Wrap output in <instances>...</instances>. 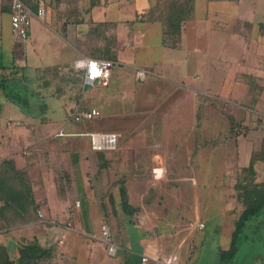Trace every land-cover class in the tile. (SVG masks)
<instances>
[{
    "label": "rangeland",
    "instance_id": "rangeland-1",
    "mask_svg": "<svg viewBox=\"0 0 264 264\" xmlns=\"http://www.w3.org/2000/svg\"><path fill=\"white\" fill-rule=\"evenodd\" d=\"M6 2L9 1L0 0L2 41L7 40V43H12L14 40L16 47H21V45L22 47L39 48L62 47L61 45L66 47V44L58 37L61 34L62 27L59 26L61 23L57 27L56 23L50 22L49 28L43 24L46 21L49 22L47 0L45 22H41L37 30L33 28L29 39L22 44L14 36L9 25L10 13ZM208 12L206 18L201 17L186 23L182 31L180 47L177 48L161 45V34L157 26H150L146 31L130 33L127 45L124 46L122 54L118 56V65L112 68L114 78L112 87H117L118 90L121 86H132L128 83L130 71L121 64H138L150 71L152 76L156 74V78L148 79L141 92L143 96L137 104L142 110L135 111L132 117L139 118L136 122L140 121V126H145V134L150 135L147 137L149 142L164 141L159 138L168 141L172 151L166 155L170 158L166 161L165 168L169 162L171 167L174 165V160L181 158L177 171L187 172L178 176L176 178L178 182L169 186V196L160 195V207L163 204H170V208L161 215L165 221L163 230L156 227L154 231L156 235L164 233L163 231L168 233L170 230L172 235L177 233L169 248L172 249L175 245L182 246L178 251V256H183L184 261L177 260L178 264H218L217 249L219 246L228 245L233 220L241 208L236 198L237 172L239 171L236 165H241L245 159L243 155L248 153L253 145L257 146L259 140L261 141V131H249L250 126L252 127L255 122L264 123V115L261 111L264 110V103H259L255 95L258 85L248 77L252 66L262 65L260 62L264 61V44L256 41L258 33L264 34V0H209ZM34 17L31 14L33 27L36 21ZM243 19H249L257 26L247 27L243 24ZM234 23L240 28L238 26L234 28ZM57 29L58 33H56ZM63 40L68 44L67 41L70 38L67 41ZM7 61H9L8 55H5L3 62ZM3 70L9 72L12 69L8 67ZM68 71L78 76V80L83 78L81 73L73 68V61L57 64L54 67L40 68L39 72L27 71L19 67L10 75L6 89L0 88V140L6 139L5 146L9 145L8 138L11 141V146L9 145L8 148H20L28 142L27 136L31 133L30 131L40 125V121L36 120L39 115L35 116L34 113L48 116L46 122L41 123L48 132L64 123L62 100L57 95L51 94V90L57 91L56 87L57 85L60 87V83L56 77L66 75ZM41 73H43L41 80L45 79L50 82V79H53L59 83H54L52 86L49 84L40 91V97H47L50 100L49 103L54 105L51 110L44 106L38 110L34 107L38 101L40 102L36 100L35 94L41 86L37 84L40 82L38 75ZM158 74L162 76L159 77ZM245 78L248 83H245ZM184 86H188V91L184 90ZM68 88L72 90L69 85ZM200 89L208 94L204 95V92L199 91ZM192 90L197 92L193 93ZM73 93L76 97L77 89ZM214 95H219V98ZM133 102L136 100L134 99ZM166 104L171 105L165 106ZM167 109L169 111H163ZM230 116H233L237 123L233 130ZM162 119L164 124L160 125ZM115 120L119 129L122 130L119 144H122L125 138L129 140L136 134L135 121L128 131L126 115H117ZM70 123L71 127L74 124L78 128L96 129L95 120L79 118ZM114 129L117 131L116 128ZM154 132L158 135L154 134L153 137ZM207 143L210 145L206 146ZM235 147L239 150L237 159L234 158ZM156 149L153 147L146 148V151L145 149L139 151L140 148H137L133 154V148H129L127 156L140 157L142 169L138 163L137 170L130 173L128 179L136 180L133 176L137 174L145 179L149 186L164 182L161 189H166L165 184L169 181L170 175L164 173L161 178L154 179L151 175L152 164L146 165L147 154L152 155L157 151ZM1 152L0 141V154ZM262 166L258 168L259 172L263 171ZM73 167L77 185L75 191L82 203V206L78 208L80 220L79 223L76 222L77 229L82 232L83 236L97 233L100 238L99 218L109 203L104 202L102 206L98 199L99 194L96 197L93 189H86L90 180L83 170L80 171L81 166L74 163ZM0 169H2L1 166ZM7 173L10 175V172ZM121 178L124 179L123 174ZM11 179H8V182ZM15 183L17 184V181ZM50 183L54 182L50 181ZM123 188L125 194L128 195L130 188L124 185ZM149 191L153 193L154 188H149ZM132 194L134 196V192ZM7 205H4L0 199L2 209ZM52 208L55 209L54 206ZM7 211H0L1 229L8 227V216L4 217L8 215L5 214ZM142 216L139 217L140 222L143 221ZM111 218L116 224L118 217L112 215ZM197 220L204 225L202 227L195 225ZM125 221L124 217L118 226L123 235L122 238L128 237L125 233L126 227L130 229V232L133 228L131 222L127 226ZM108 224L111 225L109 220ZM171 224L174 226L170 229ZM94 241L98 242L96 239ZM123 242L126 243L125 240ZM95 247H97L95 250L99 256L105 255V251L100 250L97 243ZM127 264H135V261L130 259ZM228 264H264V207L244 226L238 250Z\"/></svg>",
    "mask_w": 264,
    "mask_h": 264
},
{
    "label": "crops",
    "instance_id": "crops-1",
    "mask_svg": "<svg viewBox=\"0 0 264 264\" xmlns=\"http://www.w3.org/2000/svg\"><path fill=\"white\" fill-rule=\"evenodd\" d=\"M154 1L155 0H47L49 22L47 23L46 21V23L43 24L49 28L50 22L56 23L57 27L58 24L61 23L59 24V26L62 27L60 29L61 34H59L58 37L66 44V47L63 45H61L62 47L40 48L22 47L23 45H21V47H16L13 42V36L12 43H7V40L2 41L3 38L0 33V54L2 60L5 59V55H8L9 61L4 63L7 67L14 64L27 71L39 72L40 68L54 67L57 64H64L67 61L72 62L81 54L91 56V52L100 53L103 51L105 54L111 55V57L107 56L104 58L113 59L115 61L114 65H116L118 56L122 54L124 46L127 45V38L130 33L134 31H146L150 26L159 27L161 34L160 43L161 45H168L163 42L161 23L159 21L146 19V12ZM208 1L209 0H195L194 16L182 24L180 39L187 22H192L197 18L207 17L209 13ZM5 4L9 7V2ZM34 18L36 19L34 23L35 27L31 25L28 38L23 42L29 39L33 28L37 30L39 24L45 22L44 17L39 18L35 16ZM237 26L240 28L238 24L234 23V28ZM253 26L256 27L257 24L254 23ZM56 33H58V29ZM256 37L258 43L264 44V34L258 33ZM62 38L66 41L70 38V40L67 41L68 44ZM180 39L176 45L169 46H171V48L180 47ZM23 42H20V44ZM102 43L104 47H99ZM91 45L96 47H91ZM118 63L121 64L120 62ZM260 63H262V65L255 64L252 66L253 68L249 71L248 77L254 80V83L258 85L256 88L257 93L255 94L258 102L264 103V61ZM121 65L130 71L128 73L129 76H127L129 78L128 83L132 86H121L119 90L117 87H112L114 81L112 72L105 83L100 81H84L83 78L78 80V76L72 74L70 71L66 72V75H59V77L56 78H58L57 80L60 83V87L57 85V91L51 90V94L57 95V97L62 100L65 117L64 123L48 132L46 127L43 126L44 124H41L46 122V117L48 116H40V113H34L35 116L39 115V118H36V120L38 119L40 121V125L30 131L31 133L27 136L29 140L26 144L20 148H8L11 143L9 138L7 139V143H9L7 146H5L6 139L0 140L2 149L0 154V166L2 167L4 159L11 158L17 169L25 171L26 176H28L32 198L36 204L34 208L32 205L26 203L25 205L10 203L6 207L8 209L5 207L2 209L0 206V211L5 212L8 210L7 213H5L8 215L4 217L8 216L9 221L8 227L4 229L0 228V250H3L13 262L19 259L20 253L24 251L27 245L37 243L42 246H53L51 256L49 259L45 260V264H127L130 259H133L135 264H141L143 253L154 256L158 252L167 250L170 243L172 244L174 242L173 237L177 233L172 235L170 230L168 233L163 231L164 233H158V235H156L157 233L154 232L156 227L157 229L163 230L165 221L163 219L164 217L162 218L161 215L170 208V204H163V206L160 207L159 198L161 194L169 196V186L172 183L178 182L176 178L187 172L177 171L178 162H181L180 158L174 160V165L171 167L169 166L170 162L166 164L168 166L166 167L167 171L165 173L168 176L170 175L169 181H167L169 185L167 183L165 184L166 189H161V187L164 186L162 185L164 182L159 185L155 184V186H149V183H146V180L137 174L134 176L132 175L136 180L131 181L128 179V176H130L133 171L137 170L138 163L140 169H142L140 157L132 156L130 158L127 156L129 148H133V154L137 148H140L139 151H141V149H145L146 151V148H153L152 142H149L147 138L150 135L147 136L145 134V126H140V121L136 122L139 118L134 119L132 114L134 115L135 111L138 112L142 110L141 106L137 104L143 96L141 92L147 84L146 82L148 79L155 77L156 74L155 76L151 75L145 81H138L134 77L133 71L136 67L141 66L138 64ZM42 76L43 73L38 75L40 82L37 84L42 87L40 86L37 90V94H35L37 97L36 100H40V102L38 101L34 107L38 110L44 106L51 110L54 105L52 106V104L49 103L50 100H48L47 97H40V91L41 89L43 90L45 86L47 87L49 84L52 86L54 83L58 82L53 79H50V82L45 79L41 80ZM157 76L161 77L162 75L158 74ZM245 83H248L247 78H245ZM68 85L72 90H69ZM76 89L77 96L75 97V93L73 92ZM184 90L188 91V86H184ZM199 91L204 92V95L207 93L201 89ZM214 96L219 98V95ZM134 99L136 102H133ZM167 105L170 106L171 104H166L165 106ZM80 106H85V108L83 107L84 109L95 108L99 111L98 115L86 118L88 120H95L96 129H90L88 127L78 128V126L74 124L72 127L70 126V122L76 120L72 117L73 111L76 107ZM261 111L264 115V110ZM233 114L235 116V113ZM117 115H126L128 117V131L134 125L133 121H135L136 124L134 126L136 134L129 140L126 138L125 140L123 139V143L120 144L117 150H93L90 146L89 136L83 132L103 130L108 127L107 123L114 122L115 128L117 129L116 132L120 136L122 130L119 129V125H117V121L115 120V116ZM142 122H144V120ZM7 125H9V122H7ZM251 130H260L262 133L261 136H264V123L255 122L252 127L250 126L249 131ZM61 132L63 133L61 134ZM236 137H238V135ZM218 143L222 144V142ZM176 144L179 146L177 142ZM209 145L208 143L206 144V146ZM258 145H260V140ZM258 145H253L249 152L243 155V158H245L244 162L236 166L241 167L247 165L253 149H257L259 147ZM235 150L234 158L237 159L239 150L236 147ZM170 151L172 150L169 146L167 153H170ZM147 156L146 165H150L152 159L149 154H147ZM169 158L170 157H167V160ZM74 163H78V165L81 166L80 171L83 170L90 180V184L89 186L87 185L86 189H93L96 197L99 194L98 199H100L102 206L104 202L109 203L108 207L103 209V214L99 218V230L102 224H108V220L111 222L109 227L117 233L120 240V246L114 254H109L106 251L97 233L89 236L85 234L87 236H83L82 232L77 229L78 226L76 222L79 223L80 220L78 208L82 206V203L75 191L77 185L76 177L73 172ZM261 166L263 167V171L259 172L258 168ZM255 170H257V172H255V179H263L264 161H257L255 163ZM121 174H123L124 179L121 178ZM50 181L54 183L51 184ZM15 182V179L12 178L11 184L19 186L18 182L17 184ZM123 185L130 188V190H128V195L125 194ZM151 187L154 188L153 193L149 191ZM132 192H134L135 198ZM87 199H89L88 195ZM52 206H54L56 210L52 208ZM38 211H42L45 217L40 218L38 216ZM112 215L118 217L116 224L112 222ZM51 216L54 218L49 219L48 217ZM140 216H142L141 219L143 220L141 222ZM124 217L127 226L129 222L133 224L131 232L128 227H126V229L129 230L128 232L127 230L125 232V228H123L126 235H128L127 238H122L123 235L118 229ZM173 226L174 225L171 224L170 229ZM132 233L134 234L133 236L131 235ZM162 236L163 240L161 241ZM94 239L98 240V242H95ZM123 240H125L126 243H124ZM95 243L100 246V250L103 249L105 251V255H98L95 250V248H97L95 247ZM176 246L177 245L174 247ZM180 247L182 246H179V250ZM182 258L184 257L178 256L177 260L184 261ZM157 263L158 262L152 258L146 261V264Z\"/></svg>",
    "mask_w": 264,
    "mask_h": 264
},
{
    "label": "trees",
    "instance_id": "trees-1",
    "mask_svg": "<svg viewBox=\"0 0 264 264\" xmlns=\"http://www.w3.org/2000/svg\"><path fill=\"white\" fill-rule=\"evenodd\" d=\"M26 2L35 8V0H26ZM195 13V0H155L146 12L147 20L159 21L162 26L163 42L174 46L180 39L182 24L192 18ZM243 24L251 27L254 23L249 19H243ZM262 27V26H261ZM91 47H96L92 46ZM99 47H104L103 43ZM91 56L111 57L110 54L91 52ZM8 68L0 54V88L6 89L7 79L19 68L12 65L9 72H5ZM82 75V74H81ZM85 108V106H80ZM233 120V121H232ZM232 122V130L237 125L233 116H230ZM264 161V136H262L260 145L253 150L249 162L245 166L239 167L237 172V192L236 198L241 204L238 215L233 220V229L230 231V240L226 247L219 246L217 249L218 264H228L234 254L238 250L240 235L246 223L264 207V178L255 179V163ZM5 167H4V166ZM0 199L4 205L14 203L18 205L29 204L35 207L34 199L28 176L25 171L17 169L13 160L4 159L2 169H0ZM10 172V175H8ZM15 179L19 186H14L8 179ZM52 245L42 246L37 243L29 244L19 255V259L15 262L10 260L3 250H0V264H45V260L49 259L53 250Z\"/></svg>",
    "mask_w": 264,
    "mask_h": 264
},
{
    "label": "built area",
    "instance_id": "built-area-1",
    "mask_svg": "<svg viewBox=\"0 0 264 264\" xmlns=\"http://www.w3.org/2000/svg\"><path fill=\"white\" fill-rule=\"evenodd\" d=\"M9 1V13H10V25L14 33V36L19 39L20 42L25 41L28 38L30 27H31V14L43 18L46 12V0H35V8H32L26 0H8ZM115 64L113 59L93 57L89 55H78L73 60V68L82 74V77L89 82L100 81L105 83L111 75L112 68ZM134 77L138 81H145L151 76V72L143 67H136L134 69ZM99 111L95 108L84 109L81 107H76L73 111L72 117L75 119L79 118H91L98 115ZM162 115V114H161ZM170 117L168 114L166 115ZM163 119L160 121V125H163ZM115 123H108V127L103 130H93L83 132L87 134L90 139V146L93 150H117L120 146L119 135L116 132ZM63 132H61L62 134ZM158 135L154 132L152 136ZM164 141L153 142V147H156L157 151L150 155L151 161V175L154 179H159L166 172L165 163L167 161V149L169 147L168 141L166 139L159 138ZM123 154V152H122ZM166 157V158H165ZM38 216L44 218L42 211H38ZM53 219L54 217H48ZM195 225L202 227L204 224L197 220ZM101 237L100 240L106 251L109 254H114L120 246V240L117 233L112 230L108 224L104 223L101 225L100 229ZM179 246L174 248H168L164 252H159L152 256L148 253L142 254L141 264H146L149 258L157 261L160 264H178V251Z\"/></svg>",
    "mask_w": 264,
    "mask_h": 264
}]
</instances>
